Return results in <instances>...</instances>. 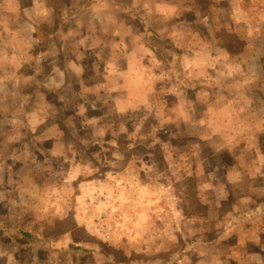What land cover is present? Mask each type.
<instances>
[{"label": "crops", "instance_id": "obj_1", "mask_svg": "<svg viewBox=\"0 0 264 264\" xmlns=\"http://www.w3.org/2000/svg\"><path fill=\"white\" fill-rule=\"evenodd\" d=\"M201 5L196 0H0V174H11L10 161L26 164L29 159L16 158L25 155L42 168L49 167L48 160L60 161L67 166L65 174L85 175L81 160L97 145L121 155L111 152L105 164L96 166L103 171L94 170L89 179L119 175L128 183L131 177L136 192L126 196H155L145 181L152 153L136 157L134 177L128 154L131 148L139 152L147 146L140 140L116 142L115 135L125 128L111 117L126 118L139 110L159 114L148 145L159 140L166 165L174 125L184 138L196 139L188 150L172 152L176 162L203 166L201 151L204 145L211 149L209 172L182 173L184 179L201 180L200 197L213 189L224 196V185L216 187L218 172L223 181L241 184V219L224 261L257 260L262 255L257 239L264 230V0H201ZM104 104L111 110L104 119L86 117ZM106 133H114L111 140L104 139ZM162 133L169 138L162 140ZM221 150L228 164L218 158ZM2 183L0 179V204L6 202L11 216L17 197L9 195L11 189L2 190ZM70 210L60 224L40 223L42 228H60L57 238L26 232L7 218L17 237L9 231L2 235L0 228V261L19 263L21 254L34 261L39 253L32 250L35 244L47 247L42 250L50 252L47 263L59 264L67 257L66 264H81L74 258L87 251L62 245L64 238L76 237L86 227L76 215L79 206ZM148 210L138 211L142 213L135 225L144 224L141 218ZM253 214L262 215L263 222L249 223ZM202 232L193 233L182 254L195 248ZM98 253L94 256L103 258ZM170 257L167 264L180 260L178 253ZM110 259L105 255L100 261Z\"/></svg>", "mask_w": 264, "mask_h": 264}, {"label": "rangeland", "instance_id": "obj_2", "mask_svg": "<svg viewBox=\"0 0 264 264\" xmlns=\"http://www.w3.org/2000/svg\"><path fill=\"white\" fill-rule=\"evenodd\" d=\"M196 1L202 7L201 0ZM100 59L101 56L97 58V61L101 62ZM98 67L103 69L104 66L98 64ZM109 108L110 106L104 104L95 111H87L86 114L89 116L85 115L90 120L98 119L100 116L104 119L103 115L111 111ZM129 114L126 116L129 121H126L125 117L118 118L114 115L111 117L112 123L120 124L125 128L122 133L115 135L114 140L118 143L126 140L137 143L140 140L147 146L139 152L137 149L131 148L127 162L129 161L135 177L138 170L137 158L147 152L152 153L146 175L148 178H145V181L155 196H126L136 192V182H132L130 176L128 183L119 175H112L107 179L88 178L94 177L91 175L94 170L103 171L104 168L97 169L96 166L105 164L111 152L120 157V152L111 147L90 146L81 160L85 163L82 168L85 175L65 174L67 166L60 161L55 163L48 160L49 167L42 168L40 164L36 163L37 159L31 161V158H27L25 155L23 159H19L20 155H16L18 160H29L23 165H19L15 160V164L10 161L11 166L8 171L11 174L8 176L7 173L5 176L3 172L0 174V179L3 181L2 190L11 189L9 195L17 197L16 201L12 203L15 206H11L15 211L11 216L7 211L8 208L5 207L6 202L0 204V211L4 212L1 213V218L4 221L0 223L2 235L9 231L10 236L13 234L14 237H17L12 227L10 228L12 233L8 229L10 221L12 225L26 232L32 230L40 237L49 235L51 238H57L58 234L56 233L60 231V228H49L48 225L42 228L40 223L55 220H58L57 223H59L62 218L72 212L70 207L77 208L79 206L80 214L77 212L76 215H80L79 221L86 227H83L82 232H79L76 237L72 238L69 235V238H64L62 245L64 248L78 245L80 249L87 251L80 258H74L76 262H82L81 264H167L172 258L170 255L175 256L176 253L180 258L176 262L177 264H195V262H199V264H264V230L262 229L261 236L258 235L257 239L258 244L261 245L262 255L257 260L245 263L224 261V259H228L226 258L228 246L235 243L233 239L234 232L237 230L235 226L239 223L237 220L241 219L238 214V210L243 207L240 200L241 184L230 182L227 179L223 181L222 174L218 172V177L221 179L219 183L217 182L216 187L224 185V196L220 191L218 194L217 190L213 189L212 192L206 191L208 196L204 198L199 196L202 193L199 189L202 184L201 180L184 179L182 175L185 169H190L194 173L201 169L209 172L213 167L212 163H208L211 149L204 145L201 151L202 158L205 160L203 166L195 163L185 166L182 162H176V159L170 157L172 152L188 150L196 139L184 138L182 133L176 131L179 129L177 128L179 125H174L172 129H175L173 131L175 135L170 137L168 150L165 151L166 159L169 160V165H166L162 160L160 149L157 147L159 140L156 139L154 140L155 144L148 145L151 143L149 141L153 140L152 135H149L152 132V126L158 123L160 115H146L142 110L132 111ZM152 134L154 136L155 133L152 132ZM109 135L110 133H106L104 139L111 140L114 133L112 136ZM160 137L162 140L169 138L164 133ZM128 144L130 143L125 142L126 147ZM116 151L118 152L116 153ZM198 153L200 154V152ZM132 155L135 157L132 158ZM218 158L225 164L230 162L223 150L219 152ZM6 167L9 166L6 165ZM115 168L118 170L120 165H116ZM72 176L74 178L79 176V178L72 180L69 178ZM81 192H83L82 196L79 195ZM75 193H77V197L74 196ZM146 207H149V210L141 218L144 224L140 223L139 226L137 223L135 225L139 219L138 214L142 213H138V211ZM7 218L8 222L5 221ZM256 221H262V215L253 214L249 217V223ZM30 226H33V229H29ZM194 229L197 232L203 231L200 236L201 240H199L200 242L196 241L195 248L184 255L181 251L190 245L191 237H194ZM222 233L223 235H221ZM85 239H87L86 242H84ZM18 240L23 244L22 239L18 238ZM34 245L33 247L29 246L32 247V250L37 248L39 251L34 261H30L29 254H21L20 262L14 263L50 264L51 261L47 263V258H51L50 252H46V249L43 252L44 246L36 247L37 245ZM99 251L103 252V258L105 255L106 257L111 255L112 259L106 262L100 261L103 258L94 256V252L97 253L96 255H100ZM200 257L203 258L202 261H200ZM66 260H68L67 257ZM66 260L65 258L60 259L59 264L68 263ZM2 261L0 264H5ZM174 261L172 260V262ZM69 264L71 263L69 262Z\"/></svg>", "mask_w": 264, "mask_h": 264}]
</instances>
